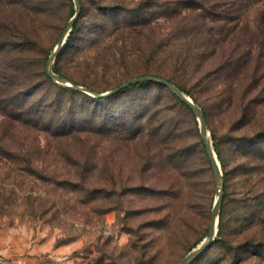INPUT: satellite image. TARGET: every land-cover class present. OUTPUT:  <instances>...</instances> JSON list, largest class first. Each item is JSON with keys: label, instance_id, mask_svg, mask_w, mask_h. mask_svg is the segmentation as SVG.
Segmentation results:
<instances>
[{"label": "rangeland", "instance_id": "1", "mask_svg": "<svg viewBox=\"0 0 264 264\" xmlns=\"http://www.w3.org/2000/svg\"><path fill=\"white\" fill-rule=\"evenodd\" d=\"M78 1V32L51 70L92 92L168 77L170 57L190 50L198 12L174 16L179 0L156 19L118 10L106 19L97 0ZM123 1L130 9L138 0ZM75 13L73 0H0V264H176L204 240L219 186L199 120L153 81L99 103L55 82L46 66ZM239 14L211 26L215 41L193 63L197 101L183 92L202 111L221 170L218 227L223 217L229 241L216 233L189 264H232L234 250L242 264H264V1ZM246 54L248 78L222 72ZM242 161L263 192L260 208L243 202Z\"/></svg>", "mask_w": 264, "mask_h": 264}, {"label": "trees", "instance_id": "2", "mask_svg": "<svg viewBox=\"0 0 264 264\" xmlns=\"http://www.w3.org/2000/svg\"><path fill=\"white\" fill-rule=\"evenodd\" d=\"M264 0H189V2L183 3L182 1H175L173 2L175 7L172 8V13L174 16H180L182 14V11H189L190 13L197 11V17L194 18L192 23L189 24V30L190 33H194V37L187 38L189 42V48L190 50H184L181 51V53L176 54L174 57H170V75L168 77H160L159 75H156V77H160L163 79L168 80L169 82L173 83L179 90L182 92L191 95V89L187 86V78L190 76H193L196 80L199 78V74L201 71H199V68L197 69L195 66H193V63L197 62V60L202 59L205 57V53L207 49H209V46L213 44L215 41L211 36H209L208 32L211 29L212 25H217L218 28L221 27L222 23L220 19H241L240 18V10L242 7H248L251 4H255V2H262ZM97 9L100 8L102 11V16L106 17V19H112L113 18V12L118 10V12H125L128 14L127 19H156L157 16H169L171 15H161L158 10L165 8L167 1L166 0H138L136 5L133 8L128 9V6L123 0H97ZM181 8V9H180ZM83 14L81 11V14L79 16V19L82 18ZM190 17V16H189ZM115 19V18H113ZM119 19V17H118ZM123 19V18H122ZM187 19V18H183ZM190 19H193L192 17ZM217 19V20H214ZM219 19V20H218ZM127 27L131 25H126ZM208 28V29H207ZM78 32V23L75 21L72 25V30L69 33V36L66 39V43L64 45V48L66 49L69 47V45L74 40L75 34ZM247 59L245 58L242 63L239 64L238 68L235 69L231 64L229 63L225 67H223L222 72L228 71V69L232 70L233 73L235 70H237L236 73H238L240 76H243L248 78L249 73L251 72V60L249 59L250 54H246ZM153 56H156V53L153 54ZM212 56V55H211ZM59 76H61L58 72H55ZM46 75V74H44ZM155 76V75H154ZM47 77V75H46ZM70 80V79H68ZM71 82L75 83L74 81L70 80ZM197 82H201V79L199 78ZM76 84V83H75ZM205 89L208 91H211L213 87H209L207 84ZM257 88V87H255ZM236 89V88H235ZM257 90V89H256ZM71 91V90H70ZM73 91V90H72ZM234 88L228 87L226 91L227 95V103H232V95H233ZM220 97L221 94H224L222 90H218L216 92ZM258 93H262V90L260 89ZM99 94V93H98ZM174 95V94H173ZM175 96V95H174ZM195 101L197 99L192 96ZM217 97V98H218ZM113 96H107L104 98H91L94 103L99 102H106L110 99H112ZM180 103V106L190 110V107L186 105L183 101H178ZM207 109L205 108V111ZM94 119L96 116L93 117ZM92 119V122L93 120ZM65 135V134H64ZM61 135V136H64ZM248 144L251 146V148H262L261 145H255L252 143L251 139L248 141ZM218 156L220 157V152L217 148H215ZM188 152V151H187ZM187 155L186 159L187 162L191 160V156L188 157V153H185V156ZM221 163L224 166V161L221 159ZM237 167L243 168L242 176H244V184L242 186V194L244 195L243 202L247 204L246 206L250 209L252 208H260V206L263 204L261 202L262 197V191L259 189V184L257 181L253 180L250 177V174L253 172V168L250 167V165L246 161H242ZM261 192V193H260ZM251 201L257 202V205L250 204ZM250 204V205H249ZM226 224L224 222V218L221 217L219 220V227L217 235L222 238L223 241L229 242L226 237ZM246 259L240 258L239 253L234 250L233 253H231V262L232 264H242L244 263Z\"/></svg>", "mask_w": 264, "mask_h": 264}, {"label": "water", "instance_id": "3", "mask_svg": "<svg viewBox=\"0 0 264 264\" xmlns=\"http://www.w3.org/2000/svg\"><path fill=\"white\" fill-rule=\"evenodd\" d=\"M73 2L75 5V8H76V13L72 17V19L69 21L66 30L62 33L61 37L59 38L58 43H57L55 49L53 50V52L51 53L50 60L48 61L47 66H46V73L55 82H57L61 85H65L67 87H71L75 90H78V91L83 92L87 95L93 96L95 98H104V97H107V96H110V95L116 93L118 90H120L124 87H127L131 84L137 83L139 81H143V80L153 81V82L162 84L163 86L169 88L175 96H177L181 101H183L186 105H188L190 107V109L196 114V116L199 120L201 137H202V140L204 143L205 151H206L207 157L210 161L212 171H213L214 175L217 177V180L219 182V186H218L217 196L215 198L213 208L211 210V217H210V223H209L208 231H207V234H206L204 240L196 248H194L192 251H190L185 257H183L178 263H176V264H189L202 251H204V249L214 239V237L218 231V209H219L222 194H223L221 170H220L218 161L216 159V156L213 152V149H212L210 141H209V134H208V130H207L205 120L203 118L202 111L188 96H186L182 91H180L173 83H171L168 80L163 79V78L154 77V76L139 77L136 79L128 80L127 82H125L120 87H117L111 91H108V92H105L102 94H98V93L90 91L89 89H87L85 87L79 86V85H77V84H75V83H73L67 79H64L61 76H59L58 74L54 73L51 70L52 59L56 55L57 51L63 46V44H64L65 40L67 39V36L70 32V29H71L73 23L75 22L76 18L78 17V14H79V10H80L79 1L73 0Z\"/></svg>", "mask_w": 264, "mask_h": 264}, {"label": "built area", "instance_id": "4", "mask_svg": "<svg viewBox=\"0 0 264 264\" xmlns=\"http://www.w3.org/2000/svg\"><path fill=\"white\" fill-rule=\"evenodd\" d=\"M18 264H23V263H21V261H19Z\"/></svg>", "mask_w": 264, "mask_h": 264}]
</instances>
